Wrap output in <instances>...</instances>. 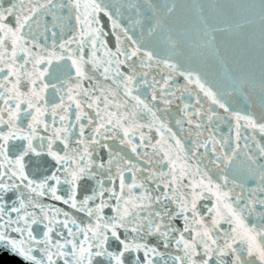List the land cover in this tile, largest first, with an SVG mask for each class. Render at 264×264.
Listing matches in <instances>:
<instances>
[{
    "label": "snow or ice",
    "instance_id": "6c2138e0",
    "mask_svg": "<svg viewBox=\"0 0 264 264\" xmlns=\"http://www.w3.org/2000/svg\"><path fill=\"white\" fill-rule=\"evenodd\" d=\"M264 264V0H0V254Z\"/></svg>",
    "mask_w": 264,
    "mask_h": 264
},
{
    "label": "water",
    "instance_id": "95a60500",
    "mask_svg": "<svg viewBox=\"0 0 264 264\" xmlns=\"http://www.w3.org/2000/svg\"><path fill=\"white\" fill-rule=\"evenodd\" d=\"M0 264H22V262L17 257L3 253L0 254Z\"/></svg>",
    "mask_w": 264,
    "mask_h": 264
}]
</instances>
